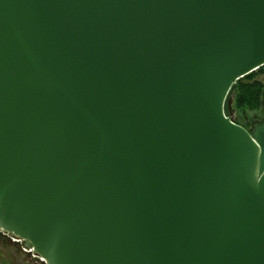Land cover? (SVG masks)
I'll return each instance as SVG.
<instances>
[{"label": "water", "instance_id": "water-1", "mask_svg": "<svg viewBox=\"0 0 264 264\" xmlns=\"http://www.w3.org/2000/svg\"><path fill=\"white\" fill-rule=\"evenodd\" d=\"M264 0H0V232L46 264H264Z\"/></svg>", "mask_w": 264, "mask_h": 264}, {"label": "rangeland", "instance_id": "rangeland-1", "mask_svg": "<svg viewBox=\"0 0 264 264\" xmlns=\"http://www.w3.org/2000/svg\"><path fill=\"white\" fill-rule=\"evenodd\" d=\"M264 114V105L260 112L249 113L247 111H232V119L248 129H251L253 123L262 118ZM0 264H46L40 256L33 252L25 250L23 242H17L12 236L0 232Z\"/></svg>", "mask_w": 264, "mask_h": 264}, {"label": "trees", "instance_id": "trees-1", "mask_svg": "<svg viewBox=\"0 0 264 264\" xmlns=\"http://www.w3.org/2000/svg\"><path fill=\"white\" fill-rule=\"evenodd\" d=\"M233 108L239 112H260L264 105V65L237 80L232 93Z\"/></svg>", "mask_w": 264, "mask_h": 264}, {"label": "built area", "instance_id": "built-area-1", "mask_svg": "<svg viewBox=\"0 0 264 264\" xmlns=\"http://www.w3.org/2000/svg\"><path fill=\"white\" fill-rule=\"evenodd\" d=\"M12 239L15 240V241H17V242H21L20 239H17V238H15V237H12ZM25 250H27L28 252H33V250H32L31 248H26V247H25ZM40 258H41V257H40ZM41 259L43 260V258H41Z\"/></svg>", "mask_w": 264, "mask_h": 264}]
</instances>
